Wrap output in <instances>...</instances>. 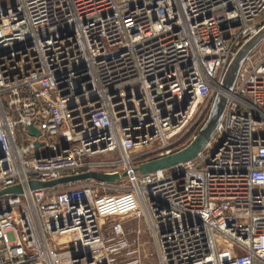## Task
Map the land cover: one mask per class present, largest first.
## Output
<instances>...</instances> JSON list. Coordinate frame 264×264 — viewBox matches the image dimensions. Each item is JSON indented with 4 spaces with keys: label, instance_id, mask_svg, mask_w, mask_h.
I'll return each mask as SVG.
<instances>
[{
    "label": "built area",
    "instance_id": "1",
    "mask_svg": "<svg viewBox=\"0 0 264 264\" xmlns=\"http://www.w3.org/2000/svg\"><path fill=\"white\" fill-rule=\"evenodd\" d=\"M3 1L0 264H143L111 217L143 218L159 264H264V35L203 147L133 171L198 132L264 0ZM85 172L118 178L29 185Z\"/></svg>",
    "mask_w": 264,
    "mask_h": 264
},
{
    "label": "water",
    "instance_id": "2",
    "mask_svg": "<svg viewBox=\"0 0 264 264\" xmlns=\"http://www.w3.org/2000/svg\"><path fill=\"white\" fill-rule=\"evenodd\" d=\"M263 35H264V26L254 36L248 39L229 61V64L226 68V71L224 73V76L220 84L222 91L229 92L232 90L241 63L243 62L248 52L258 44V42L263 37ZM222 91L216 92L205 122L198 130V132L195 134L193 139L185 147L168 155L143 161L139 163L136 167H134L133 171L135 173L139 172L141 174H144L147 172L155 171L157 169L166 168L173 164L192 158L203 147L206 141L211 137L217 124L221 119L224 107L227 102V97L221 93ZM28 133L33 136H37L40 134V131L34 128L32 125H29ZM39 144L40 143L38 141L34 142L35 146H38ZM125 174L126 173L123 172L121 175L125 176ZM88 177L103 181H113L116 178H118V175H108L99 172H85L79 175L66 176L48 182L30 181L29 185L31 188H39V187L52 186L61 182H68V181L83 179ZM6 192L19 193L21 192V189L18 185H16L0 190V194Z\"/></svg>",
    "mask_w": 264,
    "mask_h": 264
},
{
    "label": "rangeland",
    "instance_id": "3",
    "mask_svg": "<svg viewBox=\"0 0 264 264\" xmlns=\"http://www.w3.org/2000/svg\"><path fill=\"white\" fill-rule=\"evenodd\" d=\"M1 3H8L7 0H4L3 2ZM263 16V15H261ZM196 134V127L187 135L185 134L184 135V138L181 139V141H179L177 144H180V143H187L189 141V139L191 138L192 135ZM187 135V136H186ZM177 139V137H176ZM148 148H144L141 152H145L143 155H140L138 156L137 158L139 159H143V158H147V157H150L152 156L151 154L152 153H149V152H146ZM114 159L116 158V154H114L113 157H110V156H107L106 158H98V159H101V160H106V159ZM105 185L109 186L110 188L109 189H106L105 192L107 193H112V192H116L115 191V187H127V183L122 180L121 182H118V183H106ZM115 220H119V221H123L124 222V228L130 233L132 234V231H134L137 227L140 228L141 230V240H144L146 241L147 243L144 245L145 247V252L143 253V264H159V261H158V257H157V252H156V247H155V244L153 243L152 241V236L148 230V225L147 223L144 221L143 218H140V219H128V217H111V218H108L106 220L107 223H111L112 221H115Z\"/></svg>",
    "mask_w": 264,
    "mask_h": 264
},
{
    "label": "bare ground",
    "instance_id": "4",
    "mask_svg": "<svg viewBox=\"0 0 264 264\" xmlns=\"http://www.w3.org/2000/svg\"><path fill=\"white\" fill-rule=\"evenodd\" d=\"M233 56H234V54L231 56V58H232ZM231 58H230V60H231ZM228 62H229V61H228ZM221 93L224 94L225 96L228 95V93H227V92H224V91H222ZM215 94H216V93H214V95H215ZM214 95H213V97H214ZM223 114H224V113H223ZM222 117H223V115H222ZM221 120H222V118H221ZM221 120H220V122H221ZM220 122H219V124H220ZM188 143H189V142H187V144H188ZM187 144H186V145H187ZM186 145H185V146H186ZM185 146H183V147H185ZM183 147H182V148H183ZM182 148H180V149H182Z\"/></svg>",
    "mask_w": 264,
    "mask_h": 264
}]
</instances>
